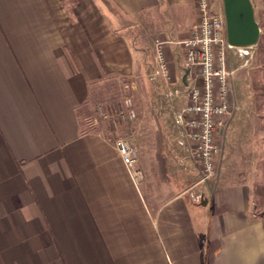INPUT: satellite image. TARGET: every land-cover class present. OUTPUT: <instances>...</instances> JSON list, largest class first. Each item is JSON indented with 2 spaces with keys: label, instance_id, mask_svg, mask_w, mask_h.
I'll use <instances>...</instances> for the list:
<instances>
[{
  "label": "crops",
  "instance_id": "crops-1",
  "mask_svg": "<svg viewBox=\"0 0 264 264\" xmlns=\"http://www.w3.org/2000/svg\"><path fill=\"white\" fill-rule=\"evenodd\" d=\"M165 2L194 0H0V264H264L231 134L204 183L174 119L164 134L144 113L134 181L98 123V95L146 73L131 20Z\"/></svg>",
  "mask_w": 264,
  "mask_h": 264
},
{
  "label": "rangeland",
  "instance_id": "rangeland-1",
  "mask_svg": "<svg viewBox=\"0 0 264 264\" xmlns=\"http://www.w3.org/2000/svg\"><path fill=\"white\" fill-rule=\"evenodd\" d=\"M200 1L194 0L189 7L168 6L165 2L146 19L131 20L132 33L143 40L141 48L146 51V77L117 80L112 93L98 95V123L107 127L110 120L116 122L111 124L114 143L124 141L135 150V166L139 151L135 132L139 116L144 117L145 113L146 118H160L164 134L172 133L171 119L175 121V113L184 102L181 85L183 71L179 69L185 56L184 42L193 37L201 22ZM206 1L213 14L223 15L221 0ZM253 2L260 37L255 46L240 48V53L229 50V69L232 71L229 105L232 116L228 125H232L230 128L227 125L222 137L217 139L220 152L216 159L217 174L213 179L218 176L224 143L231 134V141L227 140L225 145V151H230L232 155L230 158L243 157L246 162L252 161V167L256 166L255 188L258 195L255 193L254 211L261 214L264 211V191L259 189L264 187V0ZM160 65L164 66L165 76ZM126 85L128 88H125ZM172 103L175 104L173 108ZM176 126L180 128L178 124ZM146 132H156L155 126L147 127Z\"/></svg>",
  "mask_w": 264,
  "mask_h": 264
},
{
  "label": "built area",
  "instance_id": "built-area-1",
  "mask_svg": "<svg viewBox=\"0 0 264 264\" xmlns=\"http://www.w3.org/2000/svg\"><path fill=\"white\" fill-rule=\"evenodd\" d=\"M200 10L201 22L193 37L184 42V80H181L184 102L175 113V121L181 128L189 156L200 166V181L205 183L217 174L216 159L220 152L217 139L224 134L232 116L229 50L239 52L240 48L228 45L222 14H213L206 0L200 1ZM160 67L165 76L164 66ZM115 147L127 172L136 181L135 150L124 141H117Z\"/></svg>",
  "mask_w": 264,
  "mask_h": 264
},
{
  "label": "water",
  "instance_id": "water-1",
  "mask_svg": "<svg viewBox=\"0 0 264 264\" xmlns=\"http://www.w3.org/2000/svg\"><path fill=\"white\" fill-rule=\"evenodd\" d=\"M221 1L228 45L236 48L255 46L259 41L260 27L256 22L251 1Z\"/></svg>",
  "mask_w": 264,
  "mask_h": 264
},
{
  "label": "trees",
  "instance_id": "trees-1",
  "mask_svg": "<svg viewBox=\"0 0 264 264\" xmlns=\"http://www.w3.org/2000/svg\"><path fill=\"white\" fill-rule=\"evenodd\" d=\"M255 187H256V186H255ZM259 189H260L261 192L264 191V187H263V189L259 187ZM255 193L257 194V192H256V188H254V195L256 196ZM257 195H258V194H257ZM258 215H259L260 218H262L263 226H264V211H263L261 214H258Z\"/></svg>",
  "mask_w": 264,
  "mask_h": 264
}]
</instances>
